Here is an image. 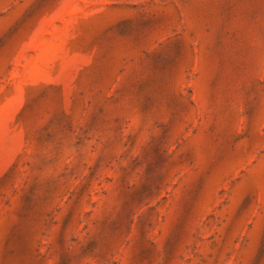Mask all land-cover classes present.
Wrapping results in <instances>:
<instances>
[{
	"label": "rangeland",
	"instance_id": "rangeland-1",
	"mask_svg": "<svg viewBox=\"0 0 264 264\" xmlns=\"http://www.w3.org/2000/svg\"><path fill=\"white\" fill-rule=\"evenodd\" d=\"M0 264H264V0H0Z\"/></svg>",
	"mask_w": 264,
	"mask_h": 264
}]
</instances>
